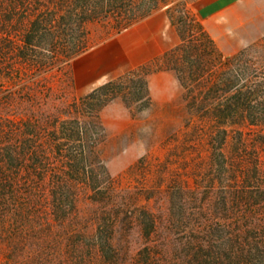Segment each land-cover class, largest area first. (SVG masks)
Masks as SVG:
<instances>
[{
    "label": "rangeland",
    "instance_id": "rangeland-1",
    "mask_svg": "<svg viewBox=\"0 0 264 264\" xmlns=\"http://www.w3.org/2000/svg\"><path fill=\"white\" fill-rule=\"evenodd\" d=\"M213 1L175 0L149 16L164 11L179 45L181 38L175 26L176 23L183 27L179 8L186 7L200 21L213 17ZM149 16L126 26L125 19L110 15L87 22L82 28L71 27L73 31L66 36H44L24 58L15 56L18 51L12 54L7 72L0 74V123L34 120L46 125L54 117L66 119L74 104H86L103 125L104 140L98 152L117 182L119 202L145 206L154 213L159 221L157 233L147 241L136 222L126 220L121 211L112 248H103L106 236L97 232L98 221L105 212L113 218L118 213L110 205L90 201L81 192L75 209L64 220H56L44 209L39 218L19 221L10 216L0 227V264H146V247L154 253V264H182L193 238L203 236L202 225L212 219H224L221 196L228 184L217 182L206 139L192 135L200 123L196 113L188 108L185 91L175 73L160 70L163 64L159 58L164 53L140 65L134 60L126 69L84 91L74 85L75 58ZM241 20L247 24L249 16H238L233 23L239 26ZM209 34L225 56L244 55L264 68V33H249L248 24L213 27ZM16 35L10 46L17 49L22 38ZM169 36L167 31L164 37ZM163 72L171 73L173 81L159 78L151 87L152 79ZM139 77H147L149 82V109L145 102L135 101L144 93ZM108 83L114 86L101 90ZM241 130L247 151L249 146L255 147L264 162V136H260V129ZM240 148L239 137L233 134L224 151L231 160ZM145 158V167H139ZM260 214L264 221V210Z\"/></svg>",
    "mask_w": 264,
    "mask_h": 264
},
{
    "label": "trees",
    "instance_id": "trees-1",
    "mask_svg": "<svg viewBox=\"0 0 264 264\" xmlns=\"http://www.w3.org/2000/svg\"><path fill=\"white\" fill-rule=\"evenodd\" d=\"M174 1L0 0V74L7 72L12 54L18 51L15 56H28L27 51L44 36H66L73 31L71 27L82 28L110 15L125 19L124 25L129 26ZM179 12L183 27L175 26L181 43L159 58L163 64L160 70L175 73L187 106L200 123L192 135L206 139L217 182L228 184L221 196L224 219L202 225L203 236L193 238L182 264H264L260 214L264 210V162L255 147L249 146L247 151L241 130L257 127L264 136V68L244 55L225 56L186 7ZM14 34L22 38L17 49L10 46ZM139 78L144 93L135 101L145 102L149 109V82L147 77ZM113 86L108 83L101 90ZM85 105L74 104L66 119L54 117L46 125L34 120L0 123V227L10 216L22 221L39 218L43 212L64 220L84 192L90 201L110 205L118 213L113 218L105 212L98 221L97 232L106 236L103 248H112L121 211L126 220L136 222L148 241L157 233L159 221L145 206L119 202L117 182L98 152L104 140L103 125ZM233 134L239 137L242 149L231 161L224 148ZM147 161L143 159L139 167L144 168ZM144 252L146 264H154L151 248Z\"/></svg>",
    "mask_w": 264,
    "mask_h": 264
},
{
    "label": "crops",
    "instance_id": "crops-1",
    "mask_svg": "<svg viewBox=\"0 0 264 264\" xmlns=\"http://www.w3.org/2000/svg\"><path fill=\"white\" fill-rule=\"evenodd\" d=\"M213 2L216 7L213 17L200 20L208 33H211L213 27H247L248 24L249 33L257 35L264 33V0H214ZM242 15L249 16V23L246 24L241 20L239 26H236L233 20ZM171 27L164 11H158L82 53L72 64L75 87L84 91L126 69L134 64V60H138L139 65L144 64L151 58L172 50L178 45V40ZM167 31L170 32L169 39L164 37ZM159 78L173 81L171 73L163 72L152 79L151 87ZM153 100L155 101L154 96Z\"/></svg>",
    "mask_w": 264,
    "mask_h": 264
}]
</instances>
